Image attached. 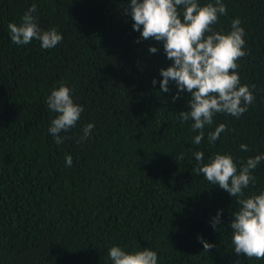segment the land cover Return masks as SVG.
I'll return each instance as SVG.
<instances>
[{
  "label": "trees",
  "instance_id": "obj_1",
  "mask_svg": "<svg viewBox=\"0 0 264 264\" xmlns=\"http://www.w3.org/2000/svg\"><path fill=\"white\" fill-rule=\"evenodd\" d=\"M222 2L227 15L213 27L230 30L240 19L248 54L237 72L241 84L255 85V101L239 118L217 113L196 145L194 121L179 116L191 96L174 100L172 80L161 90L160 69L173 61L163 41L138 40L129 0H0V264H112L114 245L150 248L158 264H264L233 249L236 198L194 171L197 151L205 162L231 154L238 169L264 154V0ZM33 3L40 28L63 36L54 48L11 42L8 24ZM60 81L84 111L57 145L46 99ZM88 123L90 138L78 143ZM221 123L229 131L209 142ZM252 174L246 196L264 191V160ZM198 237L214 247L203 251Z\"/></svg>",
  "mask_w": 264,
  "mask_h": 264
},
{
  "label": "clouds",
  "instance_id": "obj_2",
  "mask_svg": "<svg viewBox=\"0 0 264 264\" xmlns=\"http://www.w3.org/2000/svg\"><path fill=\"white\" fill-rule=\"evenodd\" d=\"M129 3L133 29L140 32L138 40L163 41L167 58L173 61L167 68L160 69L163 77L161 90L169 91L168 83L172 80L177 87L174 100L183 91L191 96L188 110L180 111L179 116L181 122L194 121L192 131L199 133L194 137V144L202 142L206 126L213 124L217 113L239 118L254 103L252 89L255 85L241 84L237 72L238 61L248 54L245 29L240 19L237 17L231 21L230 30H216L213 27L220 16L227 15L222 0L203 6L198 0H129ZM178 6H183L182 18ZM36 11L37 6L33 3L24 12L19 24H8L11 42L22 46L38 40L43 49L54 48L63 40V36L55 26L47 30L40 28L38 17L34 15ZM149 51L155 53L157 48L150 46ZM58 83L59 86H54L47 97L46 104L56 113L48 131L56 144L60 145L66 138L71 139L61 133H67L77 125L84 108L74 102L72 88L64 81ZM155 84L156 80L153 79ZM93 128V123L86 124L77 142L89 139ZM226 131H229L227 126L219 124L214 131L208 132L209 142L214 143ZM240 149L249 150L246 144H241ZM195 159L198 161L194 169L196 175L203 174L209 183L219 185L238 202V209L232 214L234 218L230 223L235 253L248 259L264 260V191L247 196L244 192L250 184L255 183L252 173L264 160V154L248 157L239 169L228 153H214L205 162L204 153L197 151ZM66 164L72 165L71 155L66 157ZM222 212L223 209L218 211L212 220L214 229L220 223ZM198 239L204 245L203 251L208 252L214 247L202 237ZM108 256L112 264H158L156 251L147 247L129 252L114 245L109 248Z\"/></svg>",
  "mask_w": 264,
  "mask_h": 264
}]
</instances>
